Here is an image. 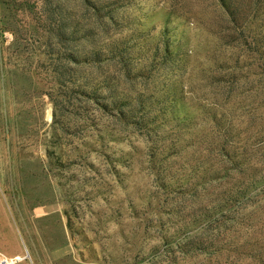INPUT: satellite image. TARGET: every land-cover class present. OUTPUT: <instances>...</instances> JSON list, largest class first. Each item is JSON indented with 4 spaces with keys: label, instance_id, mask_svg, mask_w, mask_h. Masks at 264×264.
Here are the masks:
<instances>
[{
    "label": "rangeland",
    "instance_id": "374dc122",
    "mask_svg": "<svg viewBox=\"0 0 264 264\" xmlns=\"http://www.w3.org/2000/svg\"><path fill=\"white\" fill-rule=\"evenodd\" d=\"M0 248L264 264V0H0Z\"/></svg>",
    "mask_w": 264,
    "mask_h": 264
},
{
    "label": "built area",
    "instance_id": "2783aa9c",
    "mask_svg": "<svg viewBox=\"0 0 264 264\" xmlns=\"http://www.w3.org/2000/svg\"><path fill=\"white\" fill-rule=\"evenodd\" d=\"M27 257L20 254H10L0 248V264H24Z\"/></svg>",
    "mask_w": 264,
    "mask_h": 264
}]
</instances>
